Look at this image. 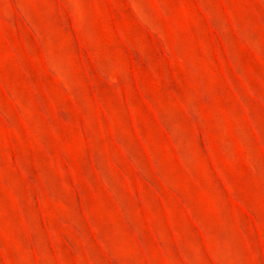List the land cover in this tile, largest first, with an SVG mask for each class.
Instances as JSON below:
<instances>
[{
    "label": "rangeland",
    "instance_id": "rangeland-1",
    "mask_svg": "<svg viewBox=\"0 0 264 264\" xmlns=\"http://www.w3.org/2000/svg\"><path fill=\"white\" fill-rule=\"evenodd\" d=\"M0 264H264V0H0Z\"/></svg>",
    "mask_w": 264,
    "mask_h": 264
}]
</instances>
